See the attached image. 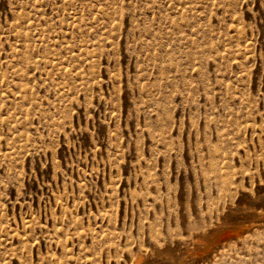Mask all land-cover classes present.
Returning <instances> with one entry per match:
<instances>
[{
	"label": "rangeland",
	"instance_id": "1",
	"mask_svg": "<svg viewBox=\"0 0 264 264\" xmlns=\"http://www.w3.org/2000/svg\"><path fill=\"white\" fill-rule=\"evenodd\" d=\"M0 264H264V0H0Z\"/></svg>",
	"mask_w": 264,
	"mask_h": 264
}]
</instances>
